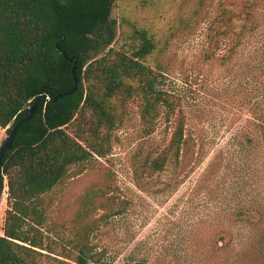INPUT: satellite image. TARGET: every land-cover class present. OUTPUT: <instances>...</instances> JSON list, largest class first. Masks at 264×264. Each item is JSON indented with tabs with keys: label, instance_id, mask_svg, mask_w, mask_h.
<instances>
[{
	"label": "rangeland",
	"instance_id": "obj_1",
	"mask_svg": "<svg viewBox=\"0 0 264 264\" xmlns=\"http://www.w3.org/2000/svg\"><path fill=\"white\" fill-rule=\"evenodd\" d=\"M248 1L114 0L117 35L120 24L137 22L168 41L162 88L181 96L195 154L183 167L137 177L134 162L165 149L173 129L160 122L143 137L132 104L112 154L46 196L57 252L77 229L93 228L89 242L103 258L90 264H264V0L251 11L260 29L229 59L231 35L214 53L210 45L222 9ZM7 137L0 128V147ZM7 208L5 190L0 235Z\"/></svg>",
	"mask_w": 264,
	"mask_h": 264
},
{
	"label": "trees",
	"instance_id": "obj_2",
	"mask_svg": "<svg viewBox=\"0 0 264 264\" xmlns=\"http://www.w3.org/2000/svg\"><path fill=\"white\" fill-rule=\"evenodd\" d=\"M113 2L0 0V128L9 134L38 100L35 117L20 127L4 159L0 203L6 190L8 208L0 264L102 260L89 242L93 228L77 229L68 247L56 251L46 234L53 230L45 198L69 177L100 163L97 158L112 154L116 132L124 127L132 104L143 137L153 135L160 122L173 129L165 149L137 158V177H153L170 163L183 167L194 157L193 139L185 135L182 98L162 88L168 70L161 55L168 41L137 22L120 24L117 35ZM257 5L253 0L222 9L210 25L213 53L231 35L233 44L228 57L223 56L229 59L247 35L260 29L262 22H250ZM180 24L184 28L190 22ZM75 63L77 91L55 101L74 88ZM109 205L114 207L115 200ZM120 212L117 208L114 215Z\"/></svg>",
	"mask_w": 264,
	"mask_h": 264
},
{
	"label": "water",
	"instance_id": "obj_3",
	"mask_svg": "<svg viewBox=\"0 0 264 264\" xmlns=\"http://www.w3.org/2000/svg\"><path fill=\"white\" fill-rule=\"evenodd\" d=\"M112 2H113V0H112ZM70 61H73V59H70ZM76 68H77V65L75 63V66H74V69H73L74 76H75L74 77L75 78V86H74V88L71 91L67 92L66 94L58 95L55 98V101H57L60 98L66 97V96H70V95L74 94L77 91V89L79 87V81H78V78L75 75ZM45 97L49 98L48 96H45ZM37 104H38V100L36 102H34L32 104V106L29 108L28 116L26 118H24L23 120L19 121L15 126H13V128L10 131V133L8 134L7 139L5 140L3 145L0 147V184H1V175L3 173L5 156H6L8 151L12 150L14 141L16 139V136L18 134V131H19L20 127L24 123H29L35 117L36 112H37Z\"/></svg>",
	"mask_w": 264,
	"mask_h": 264
},
{
	"label": "crops",
	"instance_id": "obj_4",
	"mask_svg": "<svg viewBox=\"0 0 264 264\" xmlns=\"http://www.w3.org/2000/svg\"><path fill=\"white\" fill-rule=\"evenodd\" d=\"M2 130H4V131H5L6 129H2Z\"/></svg>",
	"mask_w": 264,
	"mask_h": 264
}]
</instances>
